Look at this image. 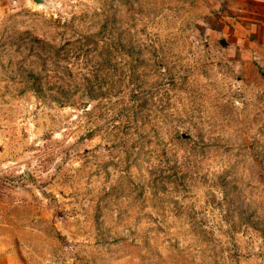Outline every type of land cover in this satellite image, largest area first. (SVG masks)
Masks as SVG:
<instances>
[{
	"label": "rangeland",
	"instance_id": "1",
	"mask_svg": "<svg viewBox=\"0 0 264 264\" xmlns=\"http://www.w3.org/2000/svg\"><path fill=\"white\" fill-rule=\"evenodd\" d=\"M237 1L0 0V264H264Z\"/></svg>",
	"mask_w": 264,
	"mask_h": 264
},
{
	"label": "crops",
	"instance_id": "2",
	"mask_svg": "<svg viewBox=\"0 0 264 264\" xmlns=\"http://www.w3.org/2000/svg\"><path fill=\"white\" fill-rule=\"evenodd\" d=\"M237 3L242 13L238 16V25H242V29L250 36L249 49L243 45L247 38L237 36L238 55L264 57V0H238Z\"/></svg>",
	"mask_w": 264,
	"mask_h": 264
},
{
	"label": "water",
	"instance_id": "3",
	"mask_svg": "<svg viewBox=\"0 0 264 264\" xmlns=\"http://www.w3.org/2000/svg\"><path fill=\"white\" fill-rule=\"evenodd\" d=\"M35 3H41L42 0H33Z\"/></svg>",
	"mask_w": 264,
	"mask_h": 264
}]
</instances>
